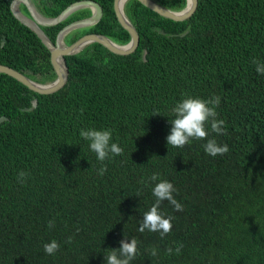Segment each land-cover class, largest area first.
Masks as SVG:
<instances>
[{
    "label": "trees",
    "instance_id": "16d2710c",
    "mask_svg": "<svg viewBox=\"0 0 264 264\" xmlns=\"http://www.w3.org/2000/svg\"><path fill=\"white\" fill-rule=\"evenodd\" d=\"M75 1L39 0L50 17ZM96 1L102 19L67 42L86 33L129 42L115 0ZM157 1L175 10L187 2ZM12 2L0 0V64L41 83L55 80L50 49ZM125 11L139 31L138 48L119 54L89 43L65 56L68 80L53 93L0 73V115L8 117L0 123V264H106L131 238L139 242L132 264H264V75L253 63L264 61V0H199L184 20L140 0H128ZM90 15L80 9L43 28L54 42ZM185 94L221 98L227 132L216 138L227 153L207 154V138L167 144L171 109ZM86 127L110 128L122 153L99 161L79 135ZM154 173L173 182L183 204L182 211L161 205L174 217L163 237L139 231L155 200ZM52 239L61 247L48 255L43 245Z\"/></svg>",
    "mask_w": 264,
    "mask_h": 264
},
{
    "label": "clouds",
    "instance_id": "9594fccd",
    "mask_svg": "<svg viewBox=\"0 0 264 264\" xmlns=\"http://www.w3.org/2000/svg\"><path fill=\"white\" fill-rule=\"evenodd\" d=\"M16 5L17 3H15ZM32 5L35 6L33 3ZM16 9L18 10V6H16ZM32 10L36 11L34 8ZM18 12L21 11L18 10ZM127 43L119 44L125 45ZM253 63L256 65L257 73L264 75V61L254 59ZM220 103L221 98L219 96L205 99L185 94L171 109L172 118L169 119L172 127L167 136V144L174 147H184L191 143L193 139L207 138L206 143L203 145L207 154L217 156L218 154L227 153L229 146L221 144L216 138L227 132L226 127H224L226 121L219 118V112L217 111ZM212 133L216 135L213 136ZM79 135L88 142L90 149L96 154L99 161H105L110 156L119 155L123 151V148L118 143L113 142V132L110 128L86 127L80 130ZM101 172H103V169ZM24 175L25 173H20L21 177ZM151 180L155 182L154 187H152V194L155 200L150 209L144 212L139 231L159 232L163 237L171 232L174 217L167 215L161 205L167 200L176 210L182 211L183 204L174 195L178 190L173 182L167 179H160L159 174L156 173L152 175ZM54 223V220L50 221L49 228L54 227ZM120 244L121 247L119 249H112L107 254L106 264H132L138 253V240L136 238H131L130 241L129 239H124L120 241ZM60 247V242L56 239L45 242L43 245L44 251L48 255H55ZM180 250L178 247L176 252L179 253ZM168 251L171 253L172 249L169 248ZM150 252L152 256L157 255V249L155 248H152Z\"/></svg>",
    "mask_w": 264,
    "mask_h": 264
},
{
    "label": "water",
    "instance_id": "95a60500",
    "mask_svg": "<svg viewBox=\"0 0 264 264\" xmlns=\"http://www.w3.org/2000/svg\"><path fill=\"white\" fill-rule=\"evenodd\" d=\"M19 0H13L11 8L14 14L20 19L23 23L31 27L38 36L42 39V41L48 46L51 51V58L54 64V67L57 72V77L55 80L49 83H41L28 75L23 73L20 70H17L13 67H10L5 64H0V73H6L11 75L12 77L18 79L19 81L26 84L29 88L39 93H53L59 89H61L68 80L69 69L67 66L65 56L80 52L85 46H87L91 42H101L111 51L119 53V54H129L135 51L140 43V34L134 23L131 21L129 16L125 11V5L128 0H123V4H120L121 0H115V10L118 16L120 23L129 30L131 34V40L125 44L121 45L114 41L111 37L102 34V33H91L84 34L79 39L74 41L71 44L65 43V37L72 32V30H77L80 28H85L89 26H93L97 24L103 17L104 9L103 6L96 0H77L70 5H68L59 15L56 17H46L44 15L38 14L36 11H31V16H26L21 12L16 11L15 3ZM149 8L157 11L159 14L172 18L175 20H184L189 18L194 14L198 7L199 0H187L186 6L181 10H175L172 8H168L156 0H140ZM89 8L91 10V15L88 17H84L78 19L68 25H66L58 34L57 41L53 42L50 37L45 32L43 26L46 25H56L57 23L67 19L74 12ZM39 15H41L44 20L40 19ZM62 43V44H61ZM146 53L144 54V56ZM37 106V99L33 100V106L28 109H33ZM8 119L7 116H0V123Z\"/></svg>",
    "mask_w": 264,
    "mask_h": 264
},
{
    "label": "rangeland",
    "instance_id": "374dc122",
    "mask_svg": "<svg viewBox=\"0 0 264 264\" xmlns=\"http://www.w3.org/2000/svg\"><path fill=\"white\" fill-rule=\"evenodd\" d=\"M28 1V3H29V6L28 5H26L25 6V4L26 3H24V1L22 2L21 0H19L18 2H17V5L16 6H18V10L19 11H21V9H22V12H24L25 14H27V16H31V7L32 8H34L35 10H37V11H39L38 10V8L36 7V6H33L32 5V3L34 4V5H36L37 4V0H27ZM22 2V3H21ZM31 6V7H30ZM36 7V8H35ZM21 8V9H20ZM28 8V9H27Z\"/></svg>",
    "mask_w": 264,
    "mask_h": 264
},
{
    "label": "flooded vegetation",
    "instance_id": "af4514ba",
    "mask_svg": "<svg viewBox=\"0 0 264 264\" xmlns=\"http://www.w3.org/2000/svg\"><path fill=\"white\" fill-rule=\"evenodd\" d=\"M21 1H22V2L24 1V3H26L25 6H26V5L29 6V3H28L27 0H21ZM37 1H38V2H37V4H36L35 6L38 8L39 11L36 10V12H38V14H41V15H44V16L50 18V16H47V15L44 14V12L41 10L39 0H37ZM156 1H157V0H156ZM22 2H21V3H22ZM30 7H31V6H30ZM36 7H35V8H36ZM20 9H21V8H20ZM27 9H28V8H27ZM31 11H33L32 8H31ZM21 13L27 16V14H25L24 12H22V9H21ZM30 13H31V12H30ZM55 17H56V16H55ZM52 18H53V17H52ZM61 30H62V29H61ZM61 30H60V31H61ZM74 30H75V29H74ZM74 30H72V32H71L70 34H72V33L74 32ZM60 31H59V33H60ZM59 33H58V34H59ZM86 34H91V33H86ZM68 35H69V34H68ZM57 37H58V35H57ZM56 41H57V38H56V40H55L54 42H56ZM2 43H3V42H2ZM65 43H66V44H71V43H68V42H67L66 37H65ZM3 45H4V44H2V46H3ZM2 46H1V47H2ZM30 78H31V77H30ZM0 116H1V115H0ZM5 116H6V115H5Z\"/></svg>",
    "mask_w": 264,
    "mask_h": 264
},
{
    "label": "bare ground",
    "instance_id": "6f19581e",
    "mask_svg": "<svg viewBox=\"0 0 264 264\" xmlns=\"http://www.w3.org/2000/svg\"><path fill=\"white\" fill-rule=\"evenodd\" d=\"M122 1H123V0L120 1V4H121V5L123 4ZM16 11H18V10L16 9ZM39 17H40V19L44 20V18H43L41 15H39ZM61 44H62V43H61Z\"/></svg>",
    "mask_w": 264,
    "mask_h": 264
}]
</instances>
